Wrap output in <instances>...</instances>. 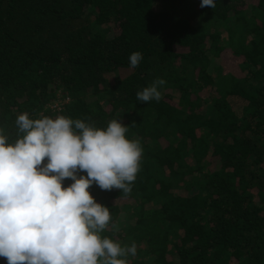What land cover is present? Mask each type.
<instances>
[{"label": "trees", "instance_id": "16d2710c", "mask_svg": "<svg viewBox=\"0 0 264 264\" xmlns=\"http://www.w3.org/2000/svg\"><path fill=\"white\" fill-rule=\"evenodd\" d=\"M200 2L0 0L10 141L27 112L101 128L120 119L141 142L128 194L89 189L119 227L102 235L136 243L129 264H264V0ZM133 52L143 56L134 69ZM158 78L161 100L138 101ZM120 199L132 202L121 221Z\"/></svg>", "mask_w": 264, "mask_h": 264}, {"label": "clouds", "instance_id": "9594fccd", "mask_svg": "<svg viewBox=\"0 0 264 264\" xmlns=\"http://www.w3.org/2000/svg\"><path fill=\"white\" fill-rule=\"evenodd\" d=\"M200 7L213 9L216 2L201 0ZM142 59L131 53L129 66ZM165 83L155 79L137 100L159 102ZM14 125V141L0 130V257L7 264H129L136 243L102 235L119 227L89 189L96 184L128 194L141 168L140 140L127 137L120 119L101 128L66 115L33 119L24 112ZM66 179L72 183L64 186Z\"/></svg>", "mask_w": 264, "mask_h": 264}, {"label": "rangeland", "instance_id": "374dc122", "mask_svg": "<svg viewBox=\"0 0 264 264\" xmlns=\"http://www.w3.org/2000/svg\"><path fill=\"white\" fill-rule=\"evenodd\" d=\"M229 60H230V58H229ZM233 61H235V60L233 59ZM128 73H129L128 71H120L119 73H117V74H115V75L112 76L113 77L112 81L115 82L117 80V78L118 79L119 78L120 79L121 78H124L125 76L128 75ZM61 102H62L61 100L56 101V103L53 105V107L60 106L61 105ZM210 164H211V167L212 168H215V166H216L215 164L213 165L211 162H210ZM114 204L116 206H118V208L120 210V221H121L122 218L125 216V209H124V207H126L127 204H132V202H127L126 200L120 199V200L114 201Z\"/></svg>", "mask_w": 264, "mask_h": 264}]
</instances>
